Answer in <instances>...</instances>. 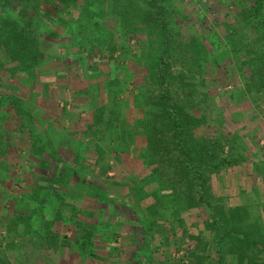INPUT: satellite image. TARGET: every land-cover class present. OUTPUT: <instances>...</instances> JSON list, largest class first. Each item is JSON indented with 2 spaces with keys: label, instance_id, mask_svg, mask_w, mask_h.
<instances>
[{
  "label": "trees",
  "instance_id": "16d2710c",
  "mask_svg": "<svg viewBox=\"0 0 264 264\" xmlns=\"http://www.w3.org/2000/svg\"><path fill=\"white\" fill-rule=\"evenodd\" d=\"M110 1L111 8L107 6L106 9H96L90 0H0V71H6L8 76L2 85L4 89L0 90V112L5 123L7 112L15 113L16 117L9 124L13 125L10 126L11 134L7 131L11 140L3 143L2 148H9L13 141L27 146L28 150L22 153L27 152V157L36 161L33 170L35 175L40 173L44 176L39 177V180L44 181L37 186L39 189L32 195L25 193L24 197L28 201L38 202H34L31 215H19L17 209L13 208L12 217L16 222L5 226L7 232H14L19 238L23 234L18 228L27 224L26 230L29 233L34 227L35 219L41 216L43 224H39L40 227L35 232L45 238L50 246L56 248L63 241L53 231L54 225L58 224V230L66 227L73 233L74 245L81 250L82 255L104 260L102 264H107L112 259H120L124 251L123 245H114L118 242L119 230L122 228V222L116 219L121 214L118 210L124 206L134 213L144 229L145 237L147 236L141 246L143 252H136L135 257L131 256V261L127 264H132L134 258H141L143 254L147 261L153 262L154 238L151 234L160 228L158 226L156 229L154 224L161 221L162 226L166 225V213L170 214L172 221L178 219L179 214H186V217L192 219L202 217L205 229L203 236L184 231V235L188 234L189 243L174 249L173 254L179 256L176 264H264V219L259 214L255 216L245 204L248 199L249 203H254L250 200L252 193L264 196V167L248 159L244 150L239 151L237 135L218 131L197 134V130L207 122V117L204 114L195 115L192 112L193 106L181 102L183 100L180 95L174 91L175 77L171 63L176 50V37L175 31L167 22L157 25L161 43L158 54L148 67L154 91L141 94L140 98L130 97L127 100L134 103V106L140 100L145 106L141 108L143 113L140 120L134 124L145 131L147 139L143 140H148L149 146L138 156L129 150L133 146L128 149L117 148L116 153H113L116 166H122V171L116 168L117 173L109 175L112 159L107 155L109 150L105 151L99 142L107 140L109 126L120 128L124 125L121 120L120 123H115L117 117L112 102L119 99V95L109 85L106 87L109 81H100L99 76L104 71L90 69L88 75L81 73L79 76L75 69L72 70L71 63H65L63 56L68 54L66 48L79 53L97 51L95 49L108 40L106 44L110 46V53L107 59L114 65L122 61L116 56L121 48L112 43V31L108 29L110 33L106 38L98 36L102 29H106L98 26L95 15L102 13L104 16L109 11L111 18H114L121 13V9L115 6L117 4L135 8L141 2L150 6L154 4V7L155 3L154 0ZM59 3L65 7L64 11L55 9ZM236 3L245 22L257 34V47L248 51L251 75L247 84L253 87L250 92L262 93L264 0H237ZM159 8V15L164 17L165 7ZM130 25L126 23L124 27L129 29ZM81 30H88L89 35L79 37ZM149 30L154 32L151 25ZM235 34H238L237 30ZM45 38L53 42L49 50L43 46ZM238 42L241 44V41ZM188 44L193 47V56H197V60L201 59V41L193 39ZM234 50L238 51L236 46ZM95 60L90 65L91 68L105 61L101 56L95 57ZM77 65L82 67L80 62ZM96 78L99 81L94 82L92 79ZM190 92H183L186 99ZM50 94L55 96L54 101H50ZM71 99L80 100L88 106L84 110L85 113L89 112L88 117L90 111H93V123L88 127L95 128L92 141L94 152L89 153V158L83 157V160L79 158L80 153L73 142L68 144L70 150H66L62 142L54 143L37 131L39 125L45 127L46 131L56 128L57 124L65 129V124L61 123L63 115L57 114V110L66 112V107L72 104ZM61 103L64 104L63 107L60 106ZM58 106L60 109L56 108ZM46 115L48 116L45 117ZM2 121L0 119V127ZM103 127L107 128L106 134L103 133ZM124 128H121L123 130L120 135L110 138L109 145H115L130 135ZM107 147L110 149L108 145ZM46 151L52 153L50 158L57 160L47 161L43 155ZM126 155L133 157L130 158V163L124 159ZM248 161H251L250 169L244 173L238 172V166ZM138 167L145 174L140 175ZM230 168L235 171L232 169L229 190L235 191L221 195L213 188L212 177ZM29 180L30 177L27 178L28 182ZM43 189L47 190L45 194L40 192ZM149 190L151 191L147 193ZM150 194L156 198L155 204L148 208L136 206ZM230 197L238 201L232 204ZM50 199L56 202V207L52 210L54 214L47 213L45 209ZM21 200H17V205L24 202ZM111 209L113 212L109 211ZM144 212L147 217L141 215ZM104 232L110 234L107 239ZM102 242L110 243L106 255L99 251ZM165 261L158 264L168 263ZM138 264L143 262L138 261Z\"/></svg>",
  "mask_w": 264,
  "mask_h": 264
},
{
  "label": "rangeland",
  "instance_id": "374dc122",
  "mask_svg": "<svg viewBox=\"0 0 264 264\" xmlns=\"http://www.w3.org/2000/svg\"><path fill=\"white\" fill-rule=\"evenodd\" d=\"M103 1H105L104 4H107L106 6ZM90 2L96 9H106L107 6L111 8L109 5L112 1L90 0ZM236 2L237 0H154L155 7L154 4L150 6L144 2L139 3L135 8L125 5L122 7V4H117L115 6L121 9V13L116 14L114 18H111L109 11L105 12L104 16L102 13L95 15L98 26L106 29V31L102 29L98 36L106 38L109 36V30L112 31L114 34L112 43L114 45L117 44L121 48L116 52V56H118V60L121 58L122 61L116 65L107 59L110 53V46L106 44L108 40H106L105 44L95 49L97 51L93 52L83 51L79 53L74 49L69 51L66 48L65 51L68 54L65 57L63 56V59L66 64L71 63L73 65L72 70L75 69L77 75L81 73L88 75L90 69L93 71V69L98 68L100 71H104L103 73L100 72V81L104 79L109 81L106 83V87L109 85L110 89L116 95H119V99H115L112 102L113 110L117 117V119H114H116L115 123H120L119 120H121L124 125H121L120 128L118 126H109L107 140L99 142L105 151L109 150L107 155L112 159V169L109 175L114 176L118 171L117 169L122 171V166L120 168L116 166L114 153H116L117 148L128 149L133 146L129 150L133 155L138 156L149 146L148 140H143L147 139L145 131L134 124V122L140 120L143 113L141 108L145 106L140 100L136 102L135 106L134 103L127 102V100L129 101L130 97L133 99L134 97L140 98L141 94L154 91L155 89L149 78L150 71L148 67L158 54L161 43V35L157 25L165 22L171 25L176 37L174 41L176 50L171 63L172 73L175 77L174 91L180 95L183 100L181 102L185 105L187 103L193 106L192 112L195 115L201 116L204 114L207 117V122L197 130V134L218 131L228 135H237L240 146L239 151L244 150L243 152L248 159H252L264 167V92H250L253 87H249L247 84L248 77L250 78L251 75V69L248 65L250 60L248 51L252 47L253 49L257 47V44H255L257 34L250 24H247L243 19L240 7ZM159 6L165 7L164 17L159 15L161 11ZM55 9L64 11L65 7L59 3ZM75 15H77V12H75ZM123 17H127V19L125 20ZM126 23L128 25L131 24L129 29L124 27ZM149 25H151L154 32L149 30ZM235 30L238 31V36L235 34ZM149 32H151V35H149ZM88 35V30H81L78 33L79 37ZM45 39L43 46L46 50H49L53 42ZM193 39L201 41L202 44L201 59L199 60H197V56H193V47L191 48V45L188 44ZM238 41H241V44ZM235 46L238 49L237 52L234 50ZM100 56L105 61L99 62V66L95 64L94 68H91L90 65L96 61L95 57L98 58ZM78 61L82 67L77 65L79 64ZM7 77L6 71H0V90L4 89L2 85ZM99 78L92 80L94 82L99 81ZM76 79H78V76ZM76 89L78 90V88ZM186 90L191 91L187 99L184 96L185 93L183 94ZM61 91L64 93L62 89ZM49 96H51L50 101H54L53 98L55 96L53 97V94ZM71 101L72 104L66 108V112L63 113L61 110H57V114L63 115L61 123L62 125L65 124L67 131L66 128L63 129L58 124L55 126L56 128L48 129V131H46L45 127L42 128L39 125L37 131L43 137H49L54 143H58L57 141H60L59 143L62 142L66 150H70V145L68 144L73 142L80 153L78 154L79 158L83 160L84 158H89L90 152H94L92 141L95 135V128L90 129L88 127V125L93 123V111L89 109L90 114L88 117L89 112H84L88 106L84 105L80 100L71 99ZM56 108H59V106ZM7 113L6 123L8 122V124L2 121L0 112L2 121L0 127V264H102L104 260L99 261L82 255L80 253L81 250L74 245L72 240L73 233L66 227L58 230V224L54 225L55 230L53 231L57 232L63 241L56 248H54L55 246H50L45 238H41L35 232L40 227L39 224H43L44 220L41 216L35 219L34 227L31 228L29 233L26 230L27 224L19 227L18 230L22 231L21 233L23 234L19 238L14 232H7L5 226L16 222V219L12 217L13 208L17 209L16 212L19 215L27 217L31 215L32 207H35V203L38 204V202L34 200L32 202L28 201L24 197L25 193L32 195L39 189L37 186L44 183V181L39 180V177L44 176L40 173L35 175L33 172L36 163L34 158L27 157V152L26 154L22 153L28 150L27 146L17 141L14 143L13 141V145L9 148H2L8 139L11 140V135H8V132L11 134L10 126L13 127V125L9 126V124L13 122V119H16L15 113ZM123 126L130 135L127 138H122L115 145H109L108 141L110 138L120 135ZM102 130L106 134L107 128L103 127ZM142 140L144 142H141ZM107 145L110 149H108ZM51 154L48 151L43 153L47 161H56L57 159L54 157L50 158ZM130 158L133 157L124 156L125 161L129 163L132 160ZM32 160L35 162L32 163ZM21 163H23V166ZM250 166L251 161H248L238 166V172L244 173L248 168L250 169ZM232 169L234 170V168H230L223 171L222 174H214L212 177L213 188L221 195L235 191L234 189L229 190L232 183ZM137 170V172L140 171V175L145 174L139 167ZM122 176H124L123 173ZM29 177L30 180L28 182L27 178ZM46 191L43 189L40 192L45 194ZM118 197L121 196L119 195ZM230 199L229 201L232 204L238 201V199L232 197ZM17 200L24 201L23 205H17ZM50 200L46 203L45 209L47 213L54 214L53 209L56 207V202ZM250 200L254 203H249L248 199L245 204L252 210L253 214L255 216L257 214L263 216L264 196L252 193ZM155 202L156 198L150 194L143 202L140 200L136 206L148 208ZM109 211H112V209ZM118 211L121 214L116 219L122 222V228L119 230L120 237L118 242L114 245H123L124 251L120 259H112L110 262H106L107 264H127V262L131 261V256L135 257L136 252H143L141 246L145 243V238L147 237H145L144 229L140 226L141 224L133 212L124 206ZM141 215L147 217L145 212L144 214L141 213ZM169 216L170 214L166 213L165 226L161 225L163 224L161 221H159V224H154L156 229L158 226L160 228L151 234L154 238L152 245L153 262L147 261L145 254H143L141 258H134L132 264H138V261L143 262V264H158L162 263L163 260L168 262L165 264H176L179 256L178 254H173L174 249L189 243L188 234L184 235V231L189 234L204 235L203 231L205 229L202 217L192 219L191 217H186V214L185 216L179 214L177 216L178 219L172 221ZM146 226L148 225L146 224ZM104 233L107 239L110 234ZM184 239L186 241L183 242ZM102 241L105 242V240ZM98 242L100 243V241ZM108 245H110L109 242L108 244H101L102 248L99 251L103 255L109 252Z\"/></svg>",
  "mask_w": 264,
  "mask_h": 264
},
{
  "label": "crops",
  "instance_id": "0c3cea01",
  "mask_svg": "<svg viewBox=\"0 0 264 264\" xmlns=\"http://www.w3.org/2000/svg\"><path fill=\"white\" fill-rule=\"evenodd\" d=\"M60 106H61V107H63V106H64V104H63V103H61V104H60ZM69 106H70V105H68L66 108H68ZM66 128H67V127H66ZM263 217H264V214H263Z\"/></svg>",
  "mask_w": 264,
  "mask_h": 264
}]
</instances>
